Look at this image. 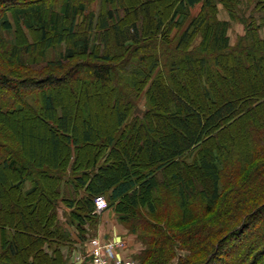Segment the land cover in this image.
<instances>
[{
  "label": "trees",
  "instance_id": "1",
  "mask_svg": "<svg viewBox=\"0 0 264 264\" xmlns=\"http://www.w3.org/2000/svg\"><path fill=\"white\" fill-rule=\"evenodd\" d=\"M245 1L0 0V264H67L99 199L138 264H264V0Z\"/></svg>",
  "mask_w": 264,
  "mask_h": 264
},
{
  "label": "rangeland",
  "instance_id": "2",
  "mask_svg": "<svg viewBox=\"0 0 264 264\" xmlns=\"http://www.w3.org/2000/svg\"><path fill=\"white\" fill-rule=\"evenodd\" d=\"M239 6H238L239 8L237 7V9L249 10V6H248V4L246 3L245 0H242V3ZM91 7L92 8H90V10H88V11H94L96 13L99 11L98 10V4H94ZM199 8H200V6H197L193 10V14L196 15L198 13V11H199ZM218 16H219V19H221V20H228L229 19V15H228L226 9L223 8L222 5H219V14H218ZM244 35H245L244 26L239 24L238 22H232L231 29L229 31V36H230V39H231V45L232 46L236 45L238 40L241 37H243ZM260 35H261V37L264 38V29L262 30ZM4 37L10 44L14 43L15 35H14L13 31L11 33H8V34H4ZM63 51H64V46H57V47H55L53 49H50L49 51H47V55H46L45 61L51 62V61L58 60L62 56ZM43 64H45V63H43ZM42 65H40V66H42ZM65 85H67L69 91L72 92L73 84H70V83L66 84L65 83ZM65 85H63V86H65ZM101 92L104 93V96H105V99H106V89H104L103 87H96V86L91 87V93H94V95L96 96V100L98 102V110H97L96 116H94V115L93 116H89L88 119L93 124H98V126H100V128L104 129L105 127L111 126V123L113 121L114 116L110 115V114H113V113H110L109 111H106L102 107V105L100 103V100H99ZM84 95H85V92H84V90H82V94H81V102L82 103L84 101ZM137 108L144 111L145 110L144 102L142 101L141 103H139V105H137L135 107V110ZM78 113L79 114H78L77 120H78V122H80L79 119L81 117V114L83 113L82 105H80V107L78 109ZM13 130L15 132L17 131L16 130V126L13 127ZM24 151H25V155H26L27 151L25 149H24ZM39 151H40V148L38 149V152ZM36 156L38 158L40 157L42 159H46L45 153H43L42 151H40ZM27 158L28 159H32V157L31 156L29 157V155H28ZM37 160L38 159H36V161ZM11 202H14V197H11V198L9 197V203H11ZM97 211L101 214V217H100V221H99V224H98L97 228H95V230L92 231V234H93L92 235V239L98 237L97 236L98 235L97 232H98L99 228L103 226V227L106 228L107 232L111 233V236H109L111 238H109V240L121 239V240L125 241V243H126V245L128 247L127 250H128L129 253L126 252V257H124V259H132L134 261H137V259L135 257L139 254L140 250H142V248H143L141 246V243L138 241V237H136L135 235L131 234L129 232L128 228L125 225H122L117 220V215L115 213H113L112 210H106V209L98 210L97 209ZM64 212H67V210H66V208L64 206H62L60 208V210H59L61 224H64L66 222V216H64V214H65ZM256 228L254 230H256ZM118 229L119 230H125V232L123 231L124 234H122V233L119 234ZM256 234H257V232L255 233V235ZM121 235H123L124 238ZM97 239L102 240L99 237ZM87 240H90V239H87ZM127 241H129V243ZM243 243L244 244H242V245H246V241H244ZM83 246H84V244H83ZM85 246H86V244H85ZM89 246H90V242H89ZM238 247H240V246H238ZM85 249H86V247L84 248V250ZM88 249H90V248L88 247ZM176 262H177V260L174 261V264H176Z\"/></svg>",
  "mask_w": 264,
  "mask_h": 264
},
{
  "label": "built area",
  "instance_id": "3",
  "mask_svg": "<svg viewBox=\"0 0 264 264\" xmlns=\"http://www.w3.org/2000/svg\"><path fill=\"white\" fill-rule=\"evenodd\" d=\"M98 210H103L107 207L105 199H99L96 203ZM90 249H88L90 264H138L132 259H124L120 252L126 250L125 241L118 240H99L94 238L90 241Z\"/></svg>",
  "mask_w": 264,
  "mask_h": 264
},
{
  "label": "crops",
  "instance_id": "4",
  "mask_svg": "<svg viewBox=\"0 0 264 264\" xmlns=\"http://www.w3.org/2000/svg\"><path fill=\"white\" fill-rule=\"evenodd\" d=\"M123 231L125 232V230H119L118 232L119 234H124ZM75 234V232H74ZM98 234V235H97ZM97 236L99 238H101L103 241L105 240H109V236H111V233L106 231L105 227H100L98 232H97ZM123 238L124 236L121 235ZM76 237V235H74V238ZM88 239H92V236H88ZM96 237V238H98ZM90 240L87 241H75L73 242L71 245L66 246L63 248V254L67 260V264H90L89 262V254H88V247H89V242ZM88 242V243H87ZM129 243V241H127ZM84 244V246H83ZM86 244V246H85ZM86 247V249L84 250V248ZM128 247L126 248V250H124L123 252H120V255L122 257H126V252H128ZM129 253V252H128Z\"/></svg>",
  "mask_w": 264,
  "mask_h": 264
},
{
  "label": "water",
  "instance_id": "5",
  "mask_svg": "<svg viewBox=\"0 0 264 264\" xmlns=\"http://www.w3.org/2000/svg\"><path fill=\"white\" fill-rule=\"evenodd\" d=\"M143 112H144L143 110H140V109L137 108V109L135 110V115H142Z\"/></svg>",
  "mask_w": 264,
  "mask_h": 264
}]
</instances>
